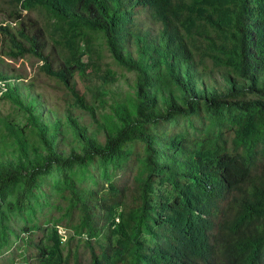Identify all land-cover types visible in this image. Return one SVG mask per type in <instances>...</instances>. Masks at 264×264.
<instances>
[{
	"label": "trees",
	"instance_id": "obj_1",
	"mask_svg": "<svg viewBox=\"0 0 264 264\" xmlns=\"http://www.w3.org/2000/svg\"><path fill=\"white\" fill-rule=\"evenodd\" d=\"M24 1L9 0L15 20ZM27 3H39L59 19L67 56L56 53V45L51 49L47 32L26 18L16 32L2 27L11 36L10 57L44 61L106 131L101 142L72 116L84 154L56 151V127L43 163L0 164V199L23 180L21 204H27L39 177L56 166L81 213L77 223L72 213L65 217L76 229L67 246L63 227L42 231L49 242L36 246L31 264H82V246L88 264H264V0ZM93 33H102L113 58L138 75L137 96L115 98L112 127L101 123L87 94L72 83L74 74L83 77L96 102L118 96L109 87L112 71L94 84L102 61ZM207 57L226 70L219 75L208 69ZM13 82L0 77V99L15 98ZM180 121L184 127H169ZM40 132L46 138L42 127ZM134 146L145 153L139 173L132 184L113 181L132 164ZM96 163L110 178L104 193L82 190L68 174ZM40 229L34 223L29 232Z\"/></svg>",
	"mask_w": 264,
	"mask_h": 264
},
{
	"label": "rangeland",
	"instance_id": "obj_2",
	"mask_svg": "<svg viewBox=\"0 0 264 264\" xmlns=\"http://www.w3.org/2000/svg\"><path fill=\"white\" fill-rule=\"evenodd\" d=\"M23 10L20 19L15 20L11 14L13 9L9 0H0V77L13 80V92L15 98L6 97L0 99V164L19 165L43 163L44 156L48 154L49 139L57 127V142L55 150L65 156L72 154H84L85 146L81 142L75 129L70 123V117H74L81 126L88 127L90 133L101 142H105L106 131L101 128L88 110L78 104L71 89L61 79L55 77L46 70L45 63L33 55H25L19 58H11L9 50L11 36L2 30L3 26H10L16 32L21 23L30 18L43 31L47 32L51 39L50 48H58L56 53L67 56L66 48L62 46V33L57 30L59 19L49 13L39 3L32 5L25 0L19 11ZM18 16L15 14V17ZM3 24V25H2ZM17 27H16V26ZM96 37L95 48L101 58V68L98 77L95 76L94 84H102L107 73L112 71L114 77L109 81L113 93L104 97V103L95 100L91 92V86L79 74L72 78L73 86L81 94H87L90 105L95 106L96 117L101 123L113 126L115 117V98L128 100L136 97L138 75L118 63L108 49L106 38L102 33H93ZM56 45V47L54 46ZM92 55L85 53V61L90 62ZM205 65L208 69L221 75L226 70L214 57H207ZM17 100L23 103L20 105ZM31 116L39 119L34 123ZM182 120V119H180ZM186 120V119H185ZM184 125H187L185 121ZM12 126V128H10ZM40 127L46 131V138L41 135ZM171 129L181 128L183 122L169 126ZM136 156L127 170L119 171L113 181L124 184H132L143 163L144 149L134 146ZM143 156V157H142ZM113 168L111 167L110 172ZM105 173V172H104ZM73 177L76 185L82 190H98L107 188L110 178L103 174L99 163L88 167L76 166L68 172ZM63 170L53 167L52 170L39 177V187L29 196V200L21 204L25 182L20 180L7 195L0 199V264H31L32 255H36L38 245L45 240L46 233L54 228L63 231V244L67 246L69 237L76 235L75 223L67 224V215L71 214L81 220V213L73 209V199L67 186L63 183ZM108 189L100 191L106 192ZM29 206V207H28ZM63 223L62 224V218ZM34 223L41 226L39 232L32 234L29 227ZM68 227H66V226ZM79 249L77 243L74 250ZM84 257L82 264H88L86 247H80Z\"/></svg>",
	"mask_w": 264,
	"mask_h": 264
},
{
	"label": "built area",
	"instance_id": "obj_3",
	"mask_svg": "<svg viewBox=\"0 0 264 264\" xmlns=\"http://www.w3.org/2000/svg\"><path fill=\"white\" fill-rule=\"evenodd\" d=\"M60 233H61V234H63V231H62V229L60 230Z\"/></svg>",
	"mask_w": 264,
	"mask_h": 264
}]
</instances>
